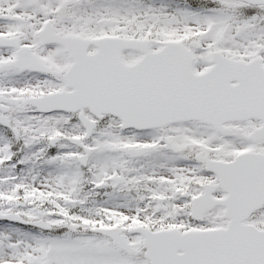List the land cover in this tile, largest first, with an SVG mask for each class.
<instances>
[{"label":"snow or ice","instance_id":"6c2138e0","mask_svg":"<svg viewBox=\"0 0 264 264\" xmlns=\"http://www.w3.org/2000/svg\"><path fill=\"white\" fill-rule=\"evenodd\" d=\"M0 264H264V0H0Z\"/></svg>","mask_w":264,"mask_h":264}]
</instances>
